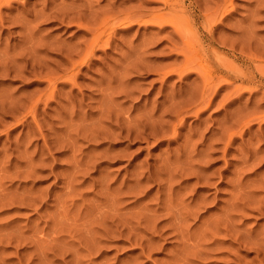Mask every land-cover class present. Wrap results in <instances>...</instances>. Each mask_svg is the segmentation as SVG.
Wrapping results in <instances>:
<instances>
[{"label": "rangeland", "instance_id": "1", "mask_svg": "<svg viewBox=\"0 0 264 264\" xmlns=\"http://www.w3.org/2000/svg\"><path fill=\"white\" fill-rule=\"evenodd\" d=\"M262 1L232 0L215 22L206 58L248 75L201 109L199 57L158 24L162 0H0V67L35 66L0 74V264H264ZM214 2L184 0L191 16Z\"/></svg>", "mask_w": 264, "mask_h": 264}, {"label": "bare ground", "instance_id": "2", "mask_svg": "<svg viewBox=\"0 0 264 264\" xmlns=\"http://www.w3.org/2000/svg\"><path fill=\"white\" fill-rule=\"evenodd\" d=\"M2 1V0H1ZM7 0H5V2H6ZM9 1V0H8ZM14 1V0H13ZM163 2H164V5L166 6V10H168V11H166L167 12V14L165 15V16H162V14H161V17H158L159 15H157V16H154L153 18H154V20H155V18L156 17H158V20H159V22H158V24L159 25H163L164 26V28H165V26L166 25H168V26H172L171 28H173V33H176V35L178 36L179 35V37H181L182 38V40H183V47H182V51L180 50V52H183L182 54H184V56L183 57H185L186 58V62H188L189 64L190 63H192V61H195V59L196 58H198L199 57V61H197L198 59H196V63H197V66H196V68L199 70V74H198V70L197 69H195L196 71H197V74L198 75H200L201 77H203V78H201V79H203V83H202V86H199V87H202V89H199V97H198V99H197V102H198V104H199V106L200 107H202L201 109H207L208 107H210L211 105H213L214 103H215V99H216V97L219 95V92L221 91V89L223 88V86H225L226 85V87H227V85H232V84H234V83H237V82H240V84H241V86H243L242 84L244 83V81H246L244 78L248 75V73L247 72H245V71H243V72H239V71H241V70H238V69H236V70H238L237 72L235 71V70H233V71H235V73L233 72H231V71H224L220 66H218V65H220V64H218L217 66L216 65H214L213 63H211L210 62V60L208 59L209 57H211V53H216V49H217V44L215 43V41L217 40H215L214 41V38H213V34L212 33H214L213 31H214V24H215V22L217 21V20H219V17L222 15V16H224V13H226V12H228L229 11V9H228V7L230 6V5H232V0H216V2H214L215 3V5H216V8L213 10V12L212 13H208V14H198V15H196V14H194V15H192L191 16V11L190 10H188L187 9V7L185 6V4H184V0H182V1H179V0H162ZM202 1V0H201ZM205 1V0H204ZM210 1V0H209ZM18 2V1H17ZM198 2V1H197ZM262 2H264V1H262ZM201 3V2H200ZM204 3V2H203ZM208 3V2H207ZM261 3V2H260ZM3 4V3H2ZM211 4V3H210ZM61 5V4H60ZM190 5V4H189ZM204 5V4H203ZM63 6V5H62ZM194 6V5H193ZM214 6V5H213ZM207 7H208V4H207ZM215 7V6H214ZM72 8V7H71ZM90 8V7H89ZM192 8H194V7H192ZM92 9V8H91ZM212 9H213V7H212ZM51 10V9H50ZM195 10V9H194ZM199 10V9H198ZM93 11V10H92ZM196 11V10H195ZM205 11H207V10H205ZM51 12V11H50ZM61 12V11H60ZM192 12H193V10H192ZM65 13H66V11H65ZM64 13V14H65ZM199 13V12H198ZM206 13V12H205ZM81 14V13H80ZM44 15V14H43ZM114 15H116V14H114ZM67 16V15H66ZM110 16V15H109ZM221 16V17H222ZM36 17V16H35ZM41 17V16H40ZM43 17V16H42ZM45 17V16H44ZM56 17V16H55ZM79 17V16H78ZM106 17H108V16H106ZM105 17V18H106ZM140 17V16H139ZM220 17V18H221ZM104 18V19H105ZM111 18V17H110ZM109 18V19H110ZM51 19V18H50ZM95 19V18H94ZM107 19V18H106ZM157 19V18H156ZM201 19V22L203 23V27L205 26V28H208V33H209V36H204V35H201V32H199V30L196 28V24H197V22H198V20H200ZM61 20H63V19H61ZM66 20V19H65ZM134 20V19H133ZM132 20V21H133ZM41 21V20H40ZM71 21H73V20H71ZM105 21V20H104ZM107 21H108V19H107ZM106 21V22H107ZM136 22H137V20H135ZM139 22L141 21V19L140 20H138ZM149 21H152V20H149ZM223 21V20H222ZM78 22V21H77ZM103 22V21H102ZM153 22H155V21H153ZM25 23V22H24ZM129 23H131V22H129ZM76 24V23H75ZM78 25V24H77ZM107 25V24H106ZM27 25H25V27H26ZM103 26H104V24H103ZM105 27V26H104ZM163 28V27H162ZM33 29V28H32ZM204 29V28H203ZM206 30H204V31H206ZM26 32V31H25ZM29 32V31H28ZM32 32V31H31ZM36 32V31H35ZM99 33H101V32H99ZM99 33H96V34H99ZM29 34V33H28ZM206 35V34H205ZM29 36V35H28ZM30 36H31V34H30ZM29 36V37H30ZM33 36V35H32ZM26 38V37H25ZM43 38V37H42ZM216 38V37H215ZM246 38V37H245ZM248 38V37H247ZM251 37H249V39H250ZM27 39V38H26ZM30 39V38H29ZM28 39V40H29ZM37 39V38H36ZM24 40V39H23ZM242 40V39H241ZM251 40V39H250ZM254 40V39H253ZM26 41V40H25ZM102 41V37H100L99 35H94L93 36V39L91 40V47L88 49L87 47H86V45H85V47H86V50H87V52H84V53H86V54H82V56L79 54L81 51H79V55H80V57H83V55H84V57H90L92 54H93V52H94V46L95 45H98L99 43H102L101 42ZM218 41V40H217ZM242 41H244V40H242ZM246 41V40H245ZM33 42V41H32ZM39 42H42V41H39ZM48 42V41H47ZM31 43V42H30ZM34 43H35V41H34ZM220 43V42H219ZM223 43V42H222ZM225 43V42H224ZM234 43V42H233ZM108 44V43H107ZM89 45V44H88ZM87 45V46H88ZM216 45V46H215ZM226 45V44H225ZM262 45H264V44H262ZM32 46V45H31ZM30 46V47H31ZM43 46V45H42ZM77 46V45H76ZM11 47V46H10ZM29 47V48H30ZM37 47V46H36ZM79 47H81V46H79ZM78 47V48H79ZM226 47V46H225ZM33 48H35L34 47V45L32 46V49ZM39 48H42V47H40L39 46ZM227 48V47H226ZM1 49V48H0ZM72 49V48H71ZM80 49H83V48H80ZM222 49V48H221ZM7 50V49H6ZM34 50V49H33ZM41 50V49H40ZM45 50V49H44ZM64 50V49H63ZM62 50V51H63ZM78 49L76 48L75 50H70V52H73L74 53V51H77ZM85 50V49H84ZM230 50V49H229ZM1 51V50H0ZM223 51V50H222ZM231 51H233V49L231 50ZM235 51V50H234ZM4 52H5V50H4ZM28 52V51H27ZM26 52V53H27ZM32 52H34V51H32ZM69 52V53H70ZM3 53V52H2ZM13 53V52H12ZM25 52H20L19 54H18V52H17V54L19 55V59L20 60H24V59H26L27 58V54H26ZM35 53V52H34ZM34 53H32V54H34ZM231 53V52H230ZM5 54V53H4ZM7 54H8V52H7ZM6 54V55H7ZM11 54V53H10ZM13 54H15V52L13 53ZM31 54V55H32ZM37 54V53H36ZM35 54V55H36ZM70 54H72V53H70ZM217 54V56H218V54L219 53H216ZM232 54V53H231ZM240 54H242V52L240 53ZM239 54V55H240ZM17 55V56H18ZM27 55V56H26ZM31 55H30V57H31ZM39 55V54H38ZM222 55V54H221ZM221 55H219L220 57H221ZM234 55V54H233ZM232 55V56H233ZM235 55H236V53H235ZM254 55V54H253ZM252 55V56H253ZM10 57H11V55H9ZM14 56V55H13ZM12 56V57H13ZM15 56H16V54H15ZM34 56V55H33ZM75 56H78V55H75ZM216 56V57H217ZM228 56V55H227ZM246 56V55H245ZM255 56V55H254ZM253 56V57H254ZM1 57V56H0ZM11 57V58H12ZM40 57V56H39ZM191 57H192V59L193 58H195L194 60H192L191 61ZM205 57V58H204ZM206 57H208V58H206ZM215 57V56H214ZM215 57V58H216ZM224 57V56H223ZM250 57H251V55H250ZM258 57V56H257ZM261 57V56H260ZM259 57V58H260ZM32 58V57H31ZM34 58H35V56L33 57V59H31L32 60V62L34 61ZM38 58V57H37ZM37 58H36V60H37ZM242 58V57H241ZM41 59V58H40ZM224 59V58H223ZM226 59H228L227 57L225 58V60ZM1 60V59H0ZM10 60V59H9ZM12 60V59H11ZM216 60V59H215ZM225 60H224V62H225ZM19 60L18 59H13V62H15V65H14V63L13 62H10V66L13 64V66H9L8 67V65L7 66H2L1 65V67H0V74H4V75H10V74H12L13 75V73L15 74L14 76H17V74L18 75H21L22 74V72H25V71H27V69H28V66H32V68L31 69H35V66L34 65H32L30 62V60H24V64H19V62H18ZM38 61V60H37ZM42 61V60H41ZM40 61V62H41ZM191 61V62H190ZM218 61H220V59L218 60ZM218 61H216V62H218ZM26 62V63H25ZM39 62V61H38ZM82 62V61H81ZM223 62V63H224ZM12 63V64H11ZM37 63V62H36ZM35 63V64H36ZM194 63V62H193ZM7 64H8V62H7ZM39 64V66L42 64V63H38ZM182 64H184V63H182ZM233 64V63H232ZM256 65V64H258L259 65V63H257V61H256V63H253L252 65ZM45 65V64H44ZM196 65V64H195ZM194 65V66H195ZM222 65V64H221ZM224 65V64H223ZM258 65H256V67L258 66ZM39 66H38V68H39ZM43 66V65H42ZM187 66V65H186ZM45 67V66H44ZM44 67H43V69H44ZM188 67H189V65H188ZM225 67H227V66H225ZM251 67V66H250ZM46 68V67H45ZM146 68V67H145ZM238 68V67H237ZM253 68V67H252ZM251 68V69H252ZM259 68V66L257 67V69ZM261 68H262V66H261ZM261 68H260V70H261ZM188 69H190V68H188ZM227 69V68H226ZM242 69H243V67H242ZM245 69V68H244ZM243 69V70H244ZM246 69H247V67H246ZM245 69V70H246ZM254 69H255V67H254ZM256 69V70H257ZM38 70V69H37ZM36 70V71H37ZM171 70H173V69H171ZM176 70V69H175ZM193 70H194V68H193ZM248 71L250 70V68L249 69H247ZM203 71V72H202ZM262 71V72H261ZM260 72L261 73H264V69H262ZM38 72V74L39 75H41V73H39V71H37ZM202 72V73H201ZM239 72V73H238ZM250 72H252V70L250 71ZM254 72V71H253ZM258 72V71H257ZM256 72V73H257ZM21 73V74H20ZM259 73V72H258ZM32 74L33 75H35L33 72H32ZM37 74V73H36ZM37 74V75H38ZM42 74H44V72H42ZM46 74H48L47 72H46ZM50 74V73H49ZM202 74H204L203 76H202ZM251 75H252V73H251ZM262 75V74H261ZM260 75V78H259V76L258 75H252L251 77H249L248 76V78H246L247 79V82L249 81V80H251L252 78H259V81L261 82V80H264V77H262ZM11 76V75H10ZM47 76V75H46ZM49 76V75H48ZM44 77V76H43ZM40 78H41V76H40ZM198 78H199V76H198ZM47 79V78H46ZM46 79L44 78V80L46 81ZM249 79V80H248ZM254 80V79H253ZM218 81V82H217ZM258 81V80H257ZM250 82V81H249ZM255 82V81H254ZM259 82V83H260ZM221 83H224V84H221ZM226 83V84H225ZM255 83H257V82H255ZM51 84V83H50ZM254 84V83H253ZM52 85V84H51ZM107 87V86H106ZM198 87V88H199ZM229 87V86H228ZM105 89V88H104ZM211 90V91H210ZM201 91V92H200ZM106 92H108L107 90H106ZM188 93H190V92H188ZM52 94V93H51ZM194 94V93H193ZM110 95V94H109ZM186 95V94H185ZM190 95H191V93H190ZM198 96V95H197ZM8 97V96H7ZM10 97V96H9ZM12 97V96H11ZM186 97V96H185ZM6 98V97H5ZM106 98H109V97H106ZM112 98V97H111ZM196 98V97H195ZM195 98H193V99H195ZM9 99H11V98H9ZM36 99H38V98H36ZM176 99V98H175ZM109 100V99H108ZM177 100V99H176ZM7 101V100H6ZM13 101V100H12ZM37 101V100H36ZM35 101V102H36ZM112 101V100H111ZM190 101V100H189ZM192 101H194V100H192ZM1 102V101H0ZM9 102V101H8ZM112 102H114V100L112 101ZM180 102V101H179ZM184 102V101H183ZM186 102H188V100H186ZM2 103V102H1ZM1 103H0V105H1ZM10 103H12V102H10ZM175 103V102H174ZM14 104V103H13ZM12 104V105H13ZM15 104H18V106L20 105V103H16L15 102ZM177 104V103H176ZM179 104H181V103H179ZM11 105V104H10ZM113 105V104H112ZM182 105V104H181ZM189 104L187 103V106H188ZM9 106V105H8ZM21 106H22V104H21ZM172 106V105H171ZM6 107V106H5ZM13 107H16L17 108V105H15V106H13ZM183 107V106H182ZM16 108H15V110H16ZM172 108V107H171ZM186 108V107H185ZM2 109H3V107H2ZM5 109V108H4ZM7 109H10L9 107L7 108ZM11 109H12V107H11ZM10 109V110H11ZM154 109V108H153ZM167 109V108H166ZM178 110H180L179 108H178ZM184 110V109H183ZM114 111V110H113ZM153 111V110H152ZM151 111V112H152ZM165 111V110H164ZM1 112V111H0ZM168 112V111H167ZM5 114H6V111L4 112ZM150 113V112H149ZM155 113V112H154ZM170 113H171V111H170ZM174 111L172 112V115L174 116ZM1 114V113H0ZM162 114H164V113H162ZM108 115V114H107ZM149 115V114H148ZM177 115V114H176ZM153 116V115H152ZM147 117V116H146ZM149 117H150V115H149ZM149 117L147 118V119H149ZM162 117H164V116H162ZM154 118H155V116H154ZM159 118V117H158ZM151 119V118H150ZM153 119V118H152ZM156 119H157V117H156ZM155 120V119H154ZM123 121V120H122ZM125 121H128V120H125ZM156 121V120H155ZM119 122V121H118ZM130 122V121H129ZM128 122V123H129ZM139 122V121H138ZM137 122V123H138ZM121 123V122H120ZM119 123V124H120ZM127 123V124H128ZM140 124V123H139ZM142 124H143V122H142ZM150 124V123H149ZM130 125V124H129ZM131 125H134V124H131ZM130 125V126H131ZM136 125V124H135ZM116 126V125H115ZM141 126V125H140ZM119 127V126H118ZM132 127V126H131ZM137 128H138V126H136ZM143 127V126H142ZM154 127V126H153ZM123 128V127H122ZM135 128V127H134ZM117 129V128H116ZM123 129H125L123 132H126L125 134H128V135H133L132 133V131H131V133L130 132H128V131H126V128H123ZM140 129V128H139ZM143 129V128H142ZM154 129V128H153ZM112 130V129H111ZM128 130V129H127ZM135 130V129H134ZM151 130H152V128H151ZM155 130V129H154ZM158 130V129H157ZM109 131V130H108ZM138 132V130H136V133L135 134H139V132ZM140 132H142L141 130H140ZM151 132V131H150ZM109 133V132H108ZM152 133V132H151ZM110 134V133H109ZM147 134V133H146ZM153 134V133H152ZM152 134H151V136H152ZM68 135H71V134H68ZM128 135H126V136H128ZM149 135H150V133H149ZM135 136H137V135H135ZM137 137H139V136H137ZM72 138V137H71ZM136 138V137H135ZM58 139V138H57ZM56 139V140H57ZM63 139H65V138H63ZM68 139V138H67ZM55 140V139H54ZM54 140H52V141H54ZM74 140V139H73ZM51 141V142H52ZM59 141H60V139H59ZM58 141V142H59ZM49 142V141H48ZM75 142V141H74ZM54 143V142H53ZM56 143V142H55ZM69 143H70V140H69ZM72 143V142H71ZM46 146V145H45ZM51 146H52V144H51ZM71 146H73L72 144H71ZM44 147V146H43ZM45 148V147H44ZM70 148V147H69ZM71 148H73V147H71ZM82 160V159H81ZM78 162V161H77ZM82 164V163H81ZM73 165H75V163L73 164ZM77 166H78V164H76ZM79 167V166H78ZM77 168V167H76ZM74 170V169H73ZM15 199V198H14ZM27 202V201H26ZM25 203V202H24ZM30 203V202H29ZM238 203V202H237ZM43 205V204H42ZM236 205V203L235 204H233V207ZM262 205V204H261ZM238 206V205H237ZM236 207V206H235ZM185 208V207H184ZM178 209V208H177ZM182 209V208H181ZM187 209V208H186ZM229 209V208H228ZM168 210H170V209H168ZM176 210V209H175ZM259 210H261V209H259ZM172 211H174V210H172ZM171 211V214H173V212ZM176 211H179V209L178 210H176ZM176 211H174V213L176 212ZM158 212H159V210H158ZM157 212V213H158ZM168 211H166V213H167ZM170 212V211H169ZM169 212H168V214H169ZM262 212V211H261ZM180 213V212H179ZM176 214V213H175ZM180 215V217H181V214H179ZM188 215V214H187ZM176 216H178V215H176ZM175 216V217H176ZM169 217H170V215H169ZM168 217V218H169ZM177 218H179V216L177 217ZM182 218H184L183 217V213H182ZM229 218H231V217H229ZM105 219V218H104ZM113 219V217L111 218V220ZM224 220L226 219V220H228L227 219V215H226V218H223ZM223 219H222V221H223ZM180 220V219H179ZM184 220H185V218H184ZM183 220V221H184ZM104 221V220H103ZM169 221V220H168ZM176 221V222H175ZM230 221H232V219H230ZM100 222H102V220L100 221ZM171 222V221H170ZM169 222V223H170ZM173 222H175V223H177V225H179L180 227L182 226L181 225V222L182 221H179L180 222V224H178L179 222H177V220L175 219H173ZM172 222V223H173ZM227 222H229V221H227ZM112 224H114V221L113 222H111ZM171 224V223H170ZM219 224V223H218ZM228 224V223H227ZM230 225H231V223H229ZM176 225V224H175ZM175 225H174V227H175ZM213 225V228H215L216 227V225H214V223L212 224ZM223 225V224H222ZM221 225V226H222ZM233 225V224H232ZM105 226V225H104ZM154 226H155V224H154ZM215 226V227H214ZM229 226V225H228ZM172 228H173V226H171ZM177 227V226H176ZM175 227V228H176ZM222 227H224V225L222 226ZM104 228V227H103ZM154 228V227H153ZM177 228H179V227H177ZM218 227H216L215 229H217ZM229 228H231V227H229ZM227 226H226V228L224 227L223 228V231H225L226 232V235H229V234H231V232H233L234 233V235H237V234H235V231H231V230H234V229H229ZM162 229H164V227H162ZM110 229L109 228H104V231H109ZM169 230V229H168ZM176 230V229H175ZM180 231V228L179 229H177V231ZM182 231V230H181ZM180 231V232H181ZM231 231V232H230ZM174 232V231H173ZM131 233V232H130ZM215 233V232H214ZM219 233V232H218ZM217 233V231H216V233H215V235L216 234H218ZM224 233V232H223ZM236 233H238V232H236ZM240 233V232H239ZM241 234V233H240ZM180 235H181V233H180ZM219 235H221V233H219ZM218 235V236H219ZM224 235V237L226 238V236H225V234H222V236ZM183 236V235H182ZM238 236H241V235H238ZM250 236V235H249ZM230 237V236H229ZM237 237V236H236ZM236 237H234L235 238V240H238L239 238H237L236 239ZM181 238V237H180ZM186 238V237H185ZM233 238V237H232ZM233 238V239H234ZM249 238V237H248ZM252 238V237H251ZM181 239H183V238H181ZM233 239H231V240H233ZM262 239V238H261ZM235 240H233V241H235ZM242 240V239H241ZM252 240H253V238H252ZM239 241H240V239H239ZM243 241V240H242ZM246 242V241H245ZM262 242H264V241H262ZM180 243H182V242H180ZM258 243V242H257ZM260 243V242H259ZM258 243V244H259ZM188 244V243H187ZM258 244H256L257 245V247H259L258 246ZM189 245V244H188ZM221 245V244H220ZM242 245V244H241ZM260 245H262V244H260ZM183 247V246H182ZM185 247H187V245L185 246ZM190 247V246H189ZM261 247V246H260ZM259 247V248H260ZM262 247H264V246H262ZM188 248V247H187ZM186 248V249H187ZM258 249V248H257ZM261 249V248H260ZM185 250V249H184ZM190 250V249H189ZM262 250V249H261ZM188 251V250H187ZM258 251H260V250H258ZM262 252H264V251H262ZM196 254V253H195ZM189 255V254H188ZM191 255V254H190ZM189 255V256H190ZM193 255V254H192ZM184 256L186 257V255L184 254ZM195 256V255H194ZM197 256V255H196ZM185 257H184V259H185ZM181 259H182V257H181ZM184 259H182L183 261H186V260H184ZM186 259H188V258H186ZM262 260V259H261ZM187 263V262H186Z\"/></svg>", "mask_w": 264, "mask_h": 264}]
</instances>
